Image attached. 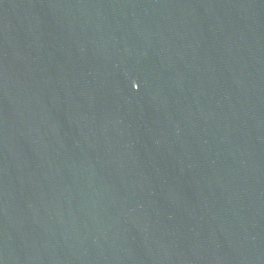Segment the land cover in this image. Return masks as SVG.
Returning <instances> with one entry per match:
<instances>
[{
    "label": "water",
    "instance_id": "95a60500",
    "mask_svg": "<svg viewBox=\"0 0 264 264\" xmlns=\"http://www.w3.org/2000/svg\"><path fill=\"white\" fill-rule=\"evenodd\" d=\"M0 264H264V0H0Z\"/></svg>",
    "mask_w": 264,
    "mask_h": 264
}]
</instances>
